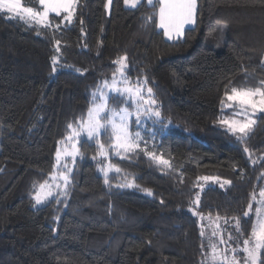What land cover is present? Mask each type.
<instances>
[{"label": "trees", "instance_id": "obj_1", "mask_svg": "<svg viewBox=\"0 0 264 264\" xmlns=\"http://www.w3.org/2000/svg\"><path fill=\"white\" fill-rule=\"evenodd\" d=\"M106 3L78 0L71 23L53 13L44 29L0 12V264H201L207 217L242 216L250 193L264 187V114L243 142L218 124L232 114L221 111L226 86L264 80V0H198L195 26L174 41L158 26V3L131 8L113 0L108 17ZM121 56L133 84L148 78L162 116L131 130L171 169L143 154L121 160L110 153L122 171L105 185L92 159L95 141L82 137L66 195L59 190L36 206L33 195L51 181L67 125L86 118L91 93L111 83ZM111 96L110 106H125ZM100 139L110 143L107 134ZM203 176L231 184L201 190ZM126 179L139 187H116ZM219 224L226 239L234 230ZM242 226L250 230L251 220Z\"/></svg>", "mask_w": 264, "mask_h": 264}, {"label": "snow or ice", "instance_id": "obj_2", "mask_svg": "<svg viewBox=\"0 0 264 264\" xmlns=\"http://www.w3.org/2000/svg\"><path fill=\"white\" fill-rule=\"evenodd\" d=\"M111 2L112 0H108V5ZM31 3L36 6H26L24 0H0V12H6L8 19L18 20L28 27L35 25L44 29L52 27L49 17L53 13L57 17L63 14V20L71 23L78 0H31ZM140 3L141 0H124L125 6L131 8H136ZM156 3L159 4L158 26L164 30V36L168 40H178L183 36L184 26L195 23L197 0H155V2L148 0V4L153 7L156 6ZM146 19L151 20L153 17L148 16ZM55 27L59 29L60 25L57 24ZM59 43L56 41L57 45ZM57 51H59V47H57ZM56 61L57 58L53 57V64ZM126 61V56H121L114 61L118 68L112 74L111 83L105 80L96 91L91 93L92 100L86 118L80 119L76 127H73L72 124L67 125L69 135L61 142L64 143V148L57 147L54 170L49 173V179L55 187L53 184H49V180L40 184L33 195L36 205L45 203L49 197L56 195L55 189H60L59 195H66L68 185L71 183L70 174L73 171V168L68 167L66 160L71 158L75 164L76 158L82 155L77 145V141L82 135L86 136L89 141H95L96 155L92 159L98 162V169L104 175L105 185L109 184L110 173L120 174L122 171L117 165L111 163L110 153L121 160L129 159L132 155L143 154L158 167L171 169L170 161L164 159L162 154L157 155L148 150L147 141L141 131L133 132L131 130L133 123L137 128H140L146 121L162 123V116L155 99V93L151 87H148V78H137L133 84L125 75ZM53 71L56 69L53 68ZM110 93L115 94L117 101L122 100L125 106L120 107L118 104L110 106L109 100L113 98ZM129 106L132 111L129 110ZM220 106L221 111L231 109L232 114L231 118L225 117L218 120V124L237 141H245L256 124V120L252 117L257 113L264 114V80L259 81L258 85L254 87H231L230 91L226 86ZM160 131L163 133L164 128H161ZM102 134H107L110 141L107 146L100 139ZM150 135L154 137L155 132ZM142 144L143 147H141ZM152 146L155 147L154 144ZM244 151L248 152L249 150L245 147ZM197 181H203L198 185L201 190L210 181L219 183L221 188L231 184V181L227 180L221 183L219 177L213 176L198 177ZM34 187L36 186L34 185ZM116 187L139 186L135 184L134 179L131 181L126 179L124 183L118 184ZM144 191L151 193L150 189H144ZM57 202H59L58 198ZM192 203L195 207H199V193L196 194ZM193 215H199L201 220L205 219L202 213L194 211ZM253 216L254 218H252ZM207 219L212 221L211 216ZM242 219L251 220L250 230L244 229ZM221 220L226 225L231 224L234 230L227 233L226 239L219 224ZM214 223L215 227L211 229L210 234L205 231L203 225L201 226L200 235L208 241L207 245L201 244L202 251L207 248V251H203L204 259L201 264H264V187H260L258 193L255 190L250 193L247 210L242 212V216L224 218L217 215Z\"/></svg>", "mask_w": 264, "mask_h": 264}, {"label": "rangeland", "instance_id": "obj_3", "mask_svg": "<svg viewBox=\"0 0 264 264\" xmlns=\"http://www.w3.org/2000/svg\"><path fill=\"white\" fill-rule=\"evenodd\" d=\"M111 5V4H110ZM110 12H111V6L110 7H106V15H107V17L109 16V14H110ZM185 33V32H184ZM57 62V61H56ZM110 95H111V93H110ZM255 116H253L252 117V119H254L255 120V118H254ZM134 118V117H133ZM228 118H231V116L229 115L228 116ZM82 137H86V136H84V135H82L80 138H82ZM80 138H79V140H80ZM79 140L77 141V145H78V142H79ZM66 163L68 164V167H71L72 168V164H73V162H72V160H71V158H67V160H66ZM209 183H212V184H219V183H214V182H209ZM222 183V182H221ZM49 184H53V182L52 181H49ZM220 185V184H219ZM53 187H55V185L53 184ZM60 189H55V191L56 192H58ZM54 196V195H53ZM52 196V197H53ZM49 198H51V197H49ZM43 204V203H42ZM36 205V204H35ZM39 205H41V204H39ZM36 206H38V205H36ZM193 212H194V210H193ZM197 212V211H196ZM214 221H215V219H212V221H207L206 223V226H207V228H208V233L210 234V232H211V229L213 228V227H215V223H214Z\"/></svg>", "mask_w": 264, "mask_h": 264}, {"label": "crops", "instance_id": "obj_4", "mask_svg": "<svg viewBox=\"0 0 264 264\" xmlns=\"http://www.w3.org/2000/svg\"><path fill=\"white\" fill-rule=\"evenodd\" d=\"M142 1H146V2L148 3V0H141V2H142ZM112 2H113V0H112ZM112 2H111V5H108V0H107L106 5H108V7H110V6H112ZM154 2H155V0H154ZM197 5H198V0H197ZM196 19H197V8H196V12H195V23H194V24H187V25H185V26H184V29H183V35H184V32L186 31L187 28H190V27L195 26V24H196ZM158 25H159V16H158ZM160 29L164 32V30H163L162 28H160ZM182 37H183V36H182ZM182 37H180V38H182ZM166 39H167V37H166ZM171 41H174V40H171Z\"/></svg>", "mask_w": 264, "mask_h": 264}]
</instances>
